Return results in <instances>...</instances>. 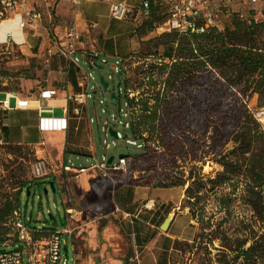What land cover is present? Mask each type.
Masks as SVG:
<instances>
[{
    "label": "rangeland",
    "instance_id": "374dc122",
    "mask_svg": "<svg viewBox=\"0 0 264 264\" xmlns=\"http://www.w3.org/2000/svg\"><path fill=\"white\" fill-rule=\"evenodd\" d=\"M110 1L111 0H36V4L39 10L44 14V25H47L51 15L53 20L49 26L54 32L59 30V32H61L59 33L60 36L64 35V29L73 21L79 22L80 17L83 16L82 11L88 9L89 12H103L105 14L103 19L110 25L109 31L104 33L107 39L101 43L100 48L98 43L103 40V34L98 29V26L96 27V25H93L94 23L88 22L91 35L88 38H84L87 49H101V56L106 57L110 63H114L117 58L126 53H130L132 46H134V43H130L131 38H133V42L137 41L135 49L132 50L134 55H138L142 58L150 55H154V57H151L152 61L147 67L139 64L129 68L127 77L135 89H140V93L143 95L144 99L150 98L151 90L156 89L158 82L161 81L160 73L165 69L164 65L172 63V59L166 58L167 60L163 62V65H158V58L164 57L166 48L163 43L165 39L162 35L164 33H175L164 29L167 9L165 7L159 8L157 15L152 16L149 9V13L146 14L145 11L140 8L142 0H125L130 6L139 7L137 8L138 13L139 10H142V12L137 15L136 19L119 20L111 17L109 14ZM218 5L221 15L220 28L226 26L231 27L232 19L235 15L243 17H251L253 15L251 5L244 1L219 0ZM135 29L136 33L134 32ZM15 30L14 41L19 43L23 40V32L17 27ZM14 41H8L3 44L0 43V87H7L10 92H19L25 95L37 92L43 86L53 85L59 88L64 87L63 81L68 77L67 69L71 66L69 63L72 62L64 58L53 59L51 60V64L47 65L43 58L33 55L28 49L21 47V45ZM175 53L176 52H174V54ZM80 65L86 71H91L95 76V80L92 81L95 89L92 87L89 89L94 97L89 98L87 108L89 116L94 118L90 128V140L97 148V158L101 159L102 155L107 153L109 156H115L117 160L122 153L127 155L137 153L138 150L136 147L126 142V139H134L131 135V130H126L127 136L120 140L108 136L110 143L114 139L117 141L116 145L111 143L110 147L106 149V144L104 143V139L107 138L105 132L102 130L105 120L108 119L111 124H116L112 121L111 114L114 113L118 115L119 105L123 104L125 101L124 95L121 99L112 97L113 91H118L119 85L125 86L123 74L115 72L114 68L109 64H106L104 68L94 67L90 65L84 57H81ZM114 72V79L109 80V74ZM153 73H157V75L153 77ZM101 77H105L109 80L110 87L108 90L101 88ZM191 82L192 81L188 83V87H192ZM193 83L200 86L199 91L202 89L203 85L214 87L215 90H219L220 92H226L227 90L223 83L209 72L200 74ZM193 89L195 90V88ZM210 90L212 89L210 88ZM227 96L231 97L229 91L227 92ZM101 100H103V104L100 103ZM241 100V105L243 102H246L245 99ZM248 107L255 113L257 119L264 126V119H262L260 115V112L264 110V97L260 98L257 94L254 95L250 99ZM103 108H105L106 111L103 112ZM243 111L244 109L241 107L237 112H231L228 120L224 121L222 127H224L226 133H229L233 129L234 124L240 118ZM68 137H70V135ZM51 152H53L51 154L54 158L58 156L53 149ZM91 158L92 156L88 155L68 153L69 163L73 162L77 167L89 166L91 164ZM35 160H37V156L35 148L32 145L13 144L0 140V185H3V188H7V185L17 181L18 177L31 183L24 188L20 194L19 200V208L21 209L25 222L32 227H49L55 228L58 231H61L67 224V227L72 230L70 241L73 243L77 254H79L76 264H139L140 257H127L133 236H129L125 230L128 221L130 219L134 221V217L127 216L123 218L117 214L114 215L104 211H96L95 214L90 215L92 220L90 219L89 223H82V214L80 211L74 210L71 214L70 210H65V208L69 209L72 204L70 203L71 197L68 194V186L63 181L62 177L58 179L61 189L56 185V191H52L48 181L53 178L43 179L33 176L31 165ZM180 164L183 165L180 167V171L182 172H179V176L186 180V177L189 175L195 163L187 160ZM199 166V173L207 177L215 176L216 172L222 169L219 164L214 163V160L208 157H206V163H201ZM150 173L151 172L135 171L132 167H127L125 172L117 173V176L120 180H129L135 185H141L146 182ZM194 179L186 180V184L183 186V205L187 204L185 190L191 185ZM73 180L75 179L71 181ZM240 185L241 189H238L237 194L233 195L232 204L226 213L219 211L218 199L223 192L231 191L230 184H226L224 187L220 188L217 193L209 190L211 188L210 185L207 186V190L201 193V200L195 208L203 207V211L200 214L198 213L199 218L201 216L207 220L213 217L212 225L204 228L203 224L198 221L197 218L193 217L198 225L197 236H200H196L197 239L191 243H177V247L182 249L189 257H174L173 264H225L226 261H228L229 264L233 263L232 258L234 254H231L227 249L226 252L228 254L226 256L220 255V253H218V248L221 244L220 240L217 239L214 243H209L207 234L210 230L215 228V224L218 221H221L222 218L226 216L223 229L226 230L227 235L233 238L244 237L246 230L244 229L242 221H247V219L252 216L253 211H251L250 206H248L242 198V195H244L242 191L243 183L241 182ZM28 187H30V194H28ZM148 187L155 188L152 186ZM45 188H48L47 193H45ZM167 193L173 194L175 190L169 189ZM63 195L65 198V205L63 203ZM151 198L152 199L149 200L148 198L147 200H143V203H150V205L153 206V211L156 212L157 216L155 217L154 215L155 218L152 221L155 222V224H159L167 214H173V209H171V205H162L160 194L158 196L153 194ZM191 201H195V199L192 198ZM92 222L96 223L95 225H97L100 231L104 230L102 227H106L110 224H113V228L111 227L108 234L102 233L103 231L99 234L97 239L99 246L97 248L93 246L86 248L84 242L88 240L86 239L89 234L88 228L91 226ZM260 227V222H257L256 229L262 231ZM7 241L8 244H12L8 246L9 248H14L15 246L21 247L23 245L21 242L17 243V245H13V243L17 241V236L14 232L8 235ZM70 241H67L63 246V257L60 264H62V262H65V264H72L74 252L71 248ZM104 241L106 244L102 245ZM233 264H242V260L240 259Z\"/></svg>",
    "mask_w": 264,
    "mask_h": 264
},
{
    "label": "trees",
    "instance_id": "16d2710c",
    "mask_svg": "<svg viewBox=\"0 0 264 264\" xmlns=\"http://www.w3.org/2000/svg\"><path fill=\"white\" fill-rule=\"evenodd\" d=\"M164 7L151 3L150 14L156 16L159 8ZM252 13L251 17L235 15L231 27L211 26L204 32L172 31L175 33L162 35L166 46L164 57L173 61L166 65L163 89L151 90V103L148 100L142 103L144 113L133 125L132 136L143 141L144 147L128 154L127 164L135 171L151 172L141 184L144 186H185L186 180L195 178L185 190L186 206L204 228L212 225L213 217L199 218L204 208L195 207L201 193L210 185L209 190L217 193L230 184L231 191L223 192L218 199L219 211L226 213L242 182V198L253 211L247 221H242L246 230L244 237L227 235L223 229L224 216L207 234L208 241L214 243L219 239L218 253L226 256L228 249L234 254L233 263L241 259L242 264H264V126L248 107L254 95L264 97V20H255L253 10ZM130 54L133 51L121 57ZM69 65L67 79L77 83V69L72 63ZM205 72L215 75L231 97L227 96V90L220 92L209 85H203L199 91L200 86L193 81ZM190 81L192 87H188ZM0 89L8 90L7 87ZM241 99L246 100L242 105ZM241 107L242 115L226 133L222 127L224 121ZM141 127L149 132V138L141 135ZM152 140L158 141L160 150L149 144ZM206 157L222 168L213 177L199 173V164L206 163ZM187 160L195 165L184 180L179 176L183 165L180 163ZM29 184L18 177L7 188L0 185V250L13 233L11 218L19 209L20 194ZM257 222L263 232L256 229Z\"/></svg>",
    "mask_w": 264,
    "mask_h": 264
},
{
    "label": "crops",
    "instance_id": "0c3cea01",
    "mask_svg": "<svg viewBox=\"0 0 264 264\" xmlns=\"http://www.w3.org/2000/svg\"><path fill=\"white\" fill-rule=\"evenodd\" d=\"M134 8L139 7L134 6ZM82 15L78 24L83 37H90L91 30L88 22L94 23L93 25L98 26L103 34V40L98 43L101 48V43L107 39L104 33L109 31L110 26L103 19L105 14L100 11L89 12L86 9L82 11ZM15 29L16 26L6 29L4 40L0 37V43H6V33L11 31L15 34ZM56 32L61 33L59 30ZM134 32L136 33V30ZM130 43H134L131 48L132 51L135 49L137 41L133 42V38H131ZM17 44L25 47L35 56H38L42 47L40 37L27 36L25 33L23 34V40ZM75 68L79 74V69L76 66ZM63 83V88L53 85L40 88V90L44 88L57 89V94L47 99L40 98V90L25 95L0 89V140L13 144H30L35 148L37 158L45 157L48 160L51 170L47 176L42 178H53L52 180L59 186L58 179L62 177L68 186V194L71 197L70 203L72 206L69 209L81 212L82 223H89L90 219L92 220L90 215L95 214L96 211L117 214L123 218L133 216L135 220L130 219L125 230L129 236H133L127 257H135V255L140 257L139 264H173L174 257H189L188 254L177 247V243L194 242L197 239L198 225L194 221L189 207L183 205V186L151 188L144 185H135L129 180H120L117 173L123 171H114L111 173V177H102L94 169L78 172L77 170L69 171L64 168L65 165L73 163H69L68 153L91 156V148L94 144L90 140L91 125L87 119V110L82 109L81 115H76L74 113L76 103L68 99L69 94L81 90L78 81L73 83L66 77ZM21 99L28 100V106H18L17 101ZM41 116H66L69 122L68 128L62 131H41L39 128ZM69 135L70 137H68ZM52 149L58 154L56 158L51 154L53 153L51 152ZM72 179L75 180L71 181ZM169 189H174L175 193L168 194L167 190ZM153 194L157 196L160 194L162 205H171V209H173V219L166 231L161 230L160 225L167 216L159 224H155L152 220L157 214L153 211V206L150 203H143V200H147V198L148 200L152 199ZM63 203L65 205L64 195ZM67 209L65 208V210ZM95 224V222H92L88 228L89 234L86 238L88 240L84 242L86 248L89 246L97 248L99 246L97 240L99 234L102 231V233L108 234L113 225L102 227L104 230L100 231ZM67 226L66 224L63 229ZM47 228L49 229V227H46V230H48ZM17 243L19 241L14 242L13 245H17ZM103 244L105 245L106 242H102ZM71 248L74 252L72 264H76L79 254H77L73 243H71Z\"/></svg>",
    "mask_w": 264,
    "mask_h": 264
},
{
    "label": "built area",
    "instance_id": "2783aa9c",
    "mask_svg": "<svg viewBox=\"0 0 264 264\" xmlns=\"http://www.w3.org/2000/svg\"><path fill=\"white\" fill-rule=\"evenodd\" d=\"M219 0H142L141 9L148 14V9L151 3H158L166 7L167 15L164 21V29L168 31L178 32H204L211 26H219L221 22L220 9L218 5ZM251 5L254 11L255 20H264V0H240ZM142 10L130 6L125 0H111L109 4V14L111 17L119 20H127L130 18H137L138 14H141ZM44 14L39 10L36 4V0H0V23L3 21H14L20 31L27 36L40 37L42 41V47L39 50L38 56L43 58L47 65L51 64V60L55 56L63 57L72 62L76 66L80 73L78 84L81 90L73 92L68 95V99L74 101L76 106L74 107V113L81 115L82 109L87 110V104L89 98H93L94 95L89 91L94 85L92 81L95 80V76L91 71H86L81 65V57L87 59L88 63L97 68H104L106 64H109L114 68L115 72L123 74L125 86L119 85L118 91H113L112 95L115 98H122L125 96L123 104L119 105L118 115L112 113V121L116 124H111L108 119L105 120L102 130L107 136L104 139L106 149L117 144L114 139L109 142L108 136L115 137L120 140L127 136L126 130L133 129V125L138 123L141 119L143 112L142 103L149 101L150 98H145L141 95L139 88H134L128 77L127 71L132 66L145 65L146 67L152 61L150 55L148 57H140L138 55L130 54L126 57H119L114 63H110L108 59L101 56L102 52L98 49H87L86 41L79 28V24L73 21L69 26L64 29V35L60 36L56 31H52L49 24L52 22V16L47 25L43 23ZM6 39L8 41H14L13 32L6 33ZM15 42V41H14ZM166 58L159 57L158 65H163L166 62ZM173 61V60H172ZM171 63H169L170 65ZM165 64V69L166 68ZM161 71V81L158 82L156 90H162L164 87V81L167 72ZM158 70V68H157ZM114 73L109 74L108 78L114 79ZM157 73H153V77ZM108 82L107 88H104L103 83L100 84L101 88L108 90L110 82ZM57 94L55 88H44L40 90V98L47 99L54 97ZM103 104V100L100 101ZM151 102L149 101V104ZM17 105L20 107L28 106V100L21 99L17 101ZM106 111L105 108L102 110ZM87 119L91 125L94 118L87 114ZM68 118L66 116L56 117H40L39 128L41 131H62L68 128ZM113 129L116 131V136L110 131ZM142 136L149 138L150 134L147 130L141 127ZM133 134V133H132ZM131 134V135H132ZM126 142L135 146L140 150L144 147V142L138 139H126ZM149 144L157 149H161L158 141L152 140ZM92 158L89 166L76 167L73 163L65 165L64 168L69 171L84 172L88 169H94L99 172L102 177H111V173L114 171H126L127 156L118 157L115 156L111 163H109L110 156L106 153L102 155L101 159L97 158L96 146H92ZM51 167L48 160L45 157H39L31 165V171L35 178H42L49 174ZM70 210V213L74 211ZM10 225L13 232L17 236V241L23 244L22 247L9 248L12 244H8V241L4 243L3 248L0 250V264H60L62 260V249L64 244L70 240L72 230L69 227H65L61 231L57 229H44L42 226L32 227L28 225L22 215L21 209L14 211L11 218ZM135 257H137L135 255ZM65 264V262H62Z\"/></svg>",
    "mask_w": 264,
    "mask_h": 264
},
{
    "label": "water",
    "instance_id": "95a60500",
    "mask_svg": "<svg viewBox=\"0 0 264 264\" xmlns=\"http://www.w3.org/2000/svg\"><path fill=\"white\" fill-rule=\"evenodd\" d=\"M101 81H102V83H103L104 88H107V86H108V82L104 79V77H101ZM112 97L115 98V95L113 94ZM110 131H111V133H112L113 135L116 136V131H114L113 129H110ZM119 156H120V157H122V156H127V154H123V153H122V154H120ZM113 158H114L113 155L110 156V158H109V163L112 162ZM48 184H49L50 188L52 189V191L55 192V191H56V184H55V181H54V180H49V181H48ZM44 190H45V193L48 192V188H45ZM28 194H30V188H29V187H28ZM172 219H173V214H171V213L168 214L167 217H166V218L164 219V221L162 222V224L160 225L161 230L166 231V230L168 229V227L170 226V223H171Z\"/></svg>",
    "mask_w": 264,
    "mask_h": 264
},
{
    "label": "bare ground",
    "instance_id": "6f19581e",
    "mask_svg": "<svg viewBox=\"0 0 264 264\" xmlns=\"http://www.w3.org/2000/svg\"><path fill=\"white\" fill-rule=\"evenodd\" d=\"M14 21H3L2 23H0V37L2 40H4V33H5V30L8 29V28H12L14 27ZM260 115L262 116V119H264V110H262L260 112Z\"/></svg>",
    "mask_w": 264,
    "mask_h": 264
}]
</instances>
